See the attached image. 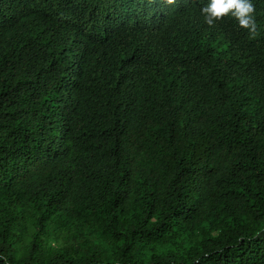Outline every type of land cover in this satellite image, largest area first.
Masks as SVG:
<instances>
[{"label": "trees", "instance_id": "16d2710c", "mask_svg": "<svg viewBox=\"0 0 264 264\" xmlns=\"http://www.w3.org/2000/svg\"><path fill=\"white\" fill-rule=\"evenodd\" d=\"M0 0V264H264V0Z\"/></svg>", "mask_w": 264, "mask_h": 264}, {"label": "clouds", "instance_id": "9594fccd", "mask_svg": "<svg viewBox=\"0 0 264 264\" xmlns=\"http://www.w3.org/2000/svg\"><path fill=\"white\" fill-rule=\"evenodd\" d=\"M160 2L169 6L174 5L176 0H160ZM254 12L255 8L251 0H209L201 9L205 23L209 26H214L217 21L230 15L236 19L241 28L250 30L255 28Z\"/></svg>", "mask_w": 264, "mask_h": 264}]
</instances>
